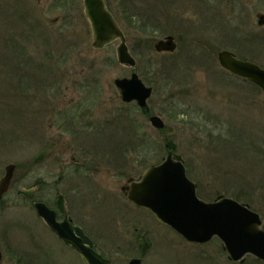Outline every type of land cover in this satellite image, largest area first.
Instances as JSON below:
<instances>
[{
    "label": "rangeland",
    "instance_id": "1",
    "mask_svg": "<svg viewBox=\"0 0 264 264\" xmlns=\"http://www.w3.org/2000/svg\"><path fill=\"white\" fill-rule=\"evenodd\" d=\"M110 3L139 77L152 87L148 114L163 119L162 129L134 102L119 99L113 79L132 69L117 63L115 43L91 48L82 0H0V177L15 164L0 201V264H36L42 248L52 264H76L33 201L53 206L62 193L73 221L109 240L107 205L124 200L121 185L159 164L167 144L181 154L200 196L223 192L248 203L264 223V93L217 60L226 49L264 68V25L256 22L264 0ZM120 4L139 9L140 19ZM22 12L41 25L24 29L17 40L23 62L12 66L5 61L11 19ZM167 34L176 49L156 52L153 44ZM153 63L166 74H155ZM20 188L32 189L33 197ZM245 264L258 263L247 255Z\"/></svg>",
    "mask_w": 264,
    "mask_h": 264
},
{
    "label": "water",
    "instance_id": "2",
    "mask_svg": "<svg viewBox=\"0 0 264 264\" xmlns=\"http://www.w3.org/2000/svg\"><path fill=\"white\" fill-rule=\"evenodd\" d=\"M83 14L91 30V47L102 49L117 41L115 56L118 64L132 68L129 76L113 79L119 99L135 102L140 108L147 106L152 87L146 85L136 70V60L130 53L125 34L109 11L104 0H82ZM258 25H264V12L257 16ZM156 52H172L177 47L173 35L167 34L154 44ZM222 68L256 86L264 93V68L250 60L236 58L226 49L217 52ZM151 125L162 129L164 121L158 114L149 116ZM181 154L169 150L159 164H151L139 176L136 183L122 186L124 195L138 205L149 208L162 222L175 228L188 240L204 242L216 235L223 243L229 259L242 261L246 254L264 260V223L261 216L246 202L234 198L217 196L212 202H205L196 196V183L186 176ZM15 170L14 163L4 166L0 177V201L9 190ZM18 193L31 196L32 189L20 188ZM56 206L63 214L56 219L57 211L45 202L36 200L33 207L47 227L64 243L79 252L87 264H105L101 256L91 248V240L78 226H73L67 215L64 198L57 194ZM2 253L0 251V259Z\"/></svg>",
    "mask_w": 264,
    "mask_h": 264
},
{
    "label": "flooded vegetation",
    "instance_id": "3",
    "mask_svg": "<svg viewBox=\"0 0 264 264\" xmlns=\"http://www.w3.org/2000/svg\"><path fill=\"white\" fill-rule=\"evenodd\" d=\"M116 42L117 41H114L112 43L116 45ZM150 115H147L148 119ZM169 150L171 149H167V152ZM145 169L136 176H129L126 182L121 185L120 191L124 200L120 204L114 206H112V204L107 205V211L104 213V218L106 219H104L103 222H107L110 227L114 229V236L109 240L104 239L103 235H99L93 230H87L85 227L76 224L73 218L68 214L65 198L61 193L64 198L67 215L71 218L72 225L82 229L91 240V248L101 256L103 262L107 261L105 264H245L247 255L251 254H246L242 261L231 260L228 258L223 248L222 241L216 235L204 242L188 240L175 228L160 221L149 208L138 205L134 201L128 199L122 191V186L129 183V178H133V180L138 183L139 176ZM195 183L197 185L196 193L198 194V183ZM58 193L60 192H57V194ZM57 194L53 201V206L49 203H45L50 208L57 211L56 219L62 220L63 214L60 213L56 206ZM219 195L231 197L223 192L214 194L212 199H207V197H202L198 194V196L205 201H214ZM50 232L65 249L72 251L76 258V264H87L86 260L79 252L70 245L64 243L51 230ZM41 245L44 247L43 244ZM42 249H44V251H41V256L38 258L39 261L36 260V264H52L51 260L49 261L47 258H44L47 256V253L45 252V248ZM251 256L258 264H264V260L257 259L253 255Z\"/></svg>",
    "mask_w": 264,
    "mask_h": 264
},
{
    "label": "trees",
    "instance_id": "4",
    "mask_svg": "<svg viewBox=\"0 0 264 264\" xmlns=\"http://www.w3.org/2000/svg\"><path fill=\"white\" fill-rule=\"evenodd\" d=\"M105 3L107 4V7L109 8V10L112 12H114V10L112 9V6H111V3H110V0H105ZM123 4H120V6H122ZM124 6V5H123ZM125 8V11H128V13L129 14H131L132 16H134V17H136V18H139L138 16H137V14L136 13H138V12H140L139 11V9H128V7H126V6H124ZM147 16H146V18L148 17L149 18V16H150V14H146ZM140 19V18H139ZM28 15H26V14H24L23 12L22 13H20V16L18 15L17 16V19H11V21L13 22V28L15 29V33L14 34H11L10 36H9V47H7L6 49L9 51L8 53H6V57H8L9 55V53H11V56H10V60L11 61H8L7 60V58L5 59V61H7V62H9L12 66H14V62H16V61H14V60H19L18 62H19V64L21 63V62H23V58H22V52H23V48H22V45L19 43V41H17L18 40V38H20V40H22V38L24 37V35H25V30H27V29H30V30H34L35 28H37V27H39L40 25H41V22H35V23H29L28 22ZM17 21V22H16ZM148 21H150V23H152V24H155L156 23V21L152 18V16H151V19L150 20H148ZM146 24H147V22H145ZM25 29V30H24ZM19 31V32H18ZM39 31H40V35H41V33H42V30H41V28L39 29ZM21 32H23V34L21 33ZM43 34V33H42ZM22 42V41H21ZM16 64H17V62H16ZM154 64V63H153ZM155 65V64H154ZM156 66V68L158 69V71L157 70H155L154 69V71L156 72L155 74H158V76L160 75V76H162L163 74H166L165 73V66L163 65V64H161L160 63V65L159 66H157V65H155ZM13 69H15V68H13ZM252 84V83H251ZM257 87V86H256ZM148 107H145V108H142V112L144 113V114H146V115H148ZM167 147L168 148H170V149H173L174 148V146L173 145H171V144H167ZM39 158L37 157L36 159H34V160H38ZM33 197V196H32Z\"/></svg>",
    "mask_w": 264,
    "mask_h": 264
},
{
    "label": "bare ground",
    "instance_id": "5",
    "mask_svg": "<svg viewBox=\"0 0 264 264\" xmlns=\"http://www.w3.org/2000/svg\"><path fill=\"white\" fill-rule=\"evenodd\" d=\"M111 44V43H110ZM136 68V67H135ZM234 75V74H233ZM192 181V180H191ZM194 182V181H193ZM196 196L199 198V199H201V200H203V201H205L204 199H202V198H200L199 196H198V194L196 193ZM224 196V195H223ZM217 198V197H216ZM229 198H234V197H229ZM235 200H237L236 198H234ZM237 201H239V200H237ZM205 202H212V201H205ZM239 202H243V201H239Z\"/></svg>",
    "mask_w": 264,
    "mask_h": 264
}]
</instances>
